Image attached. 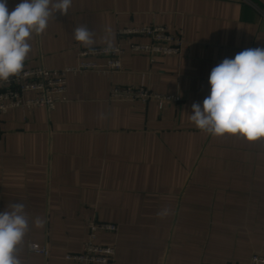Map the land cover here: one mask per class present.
I'll return each mask as SVG.
<instances>
[{
  "label": "crops",
  "instance_id": "1",
  "mask_svg": "<svg viewBox=\"0 0 264 264\" xmlns=\"http://www.w3.org/2000/svg\"><path fill=\"white\" fill-rule=\"evenodd\" d=\"M21 0H7L12 11ZM264 0H71L32 34L24 68L62 69L77 51L120 44L122 70L66 77V100L0 115V212L22 203L21 264H75L91 221L114 224L95 244L111 264H247L264 257V138L215 136L190 120L213 67L264 48ZM180 33L182 54L129 52L119 29ZM87 26L93 43L74 37ZM148 43L146 38H132ZM144 87L178 101H109L111 87ZM44 221L36 227L35 220ZM45 248L46 255L29 251Z\"/></svg>",
  "mask_w": 264,
  "mask_h": 264
},
{
  "label": "clouds",
  "instance_id": "2",
  "mask_svg": "<svg viewBox=\"0 0 264 264\" xmlns=\"http://www.w3.org/2000/svg\"><path fill=\"white\" fill-rule=\"evenodd\" d=\"M71 0H21L12 11L0 0V81L22 72L31 51L32 34L40 35L49 18L57 12L66 15ZM74 37L91 45L87 26L77 27ZM210 93L192 104L190 120L209 134L240 135L248 141L264 138V48H248L234 58H224L209 77ZM24 204L12 203L0 212V264H21L14 254L29 228ZM44 221L35 220L36 227Z\"/></svg>",
  "mask_w": 264,
  "mask_h": 264
},
{
  "label": "built area",
  "instance_id": "3",
  "mask_svg": "<svg viewBox=\"0 0 264 264\" xmlns=\"http://www.w3.org/2000/svg\"><path fill=\"white\" fill-rule=\"evenodd\" d=\"M117 36L124 40L129 52L136 55H144L150 63L155 57L177 56L182 54L183 40L180 33L171 34L162 26H147L137 28H125L117 31ZM132 38H146L148 43H136ZM124 50L120 44L113 46L93 47L79 49L77 51V63L62 69H48L39 65L33 68H25L21 73L9 78L8 81H0V115L8 110L43 108L49 112L56 104L66 100V77L83 73H95L109 75L122 70L121 56ZM109 101L139 102L146 104L155 101H178L174 95L152 92L144 87H111ZM117 227L114 224L91 221L87 227V240L81 252L68 253L65 260L75 264H111L115 255L113 247L95 244L96 235L100 232L115 233ZM30 252L46 255L45 248L29 247ZM247 264H264V257L251 256Z\"/></svg>",
  "mask_w": 264,
  "mask_h": 264
},
{
  "label": "water",
  "instance_id": "4",
  "mask_svg": "<svg viewBox=\"0 0 264 264\" xmlns=\"http://www.w3.org/2000/svg\"><path fill=\"white\" fill-rule=\"evenodd\" d=\"M263 26H264V23H263Z\"/></svg>",
  "mask_w": 264,
  "mask_h": 264
}]
</instances>
